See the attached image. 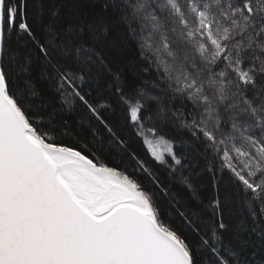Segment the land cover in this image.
I'll list each match as a JSON object with an SVG mask.
<instances>
[{
	"label": "snow or ice",
	"instance_id": "6c2138e0",
	"mask_svg": "<svg viewBox=\"0 0 264 264\" xmlns=\"http://www.w3.org/2000/svg\"><path fill=\"white\" fill-rule=\"evenodd\" d=\"M0 264H264V0H0Z\"/></svg>",
	"mask_w": 264,
	"mask_h": 264
}]
</instances>
